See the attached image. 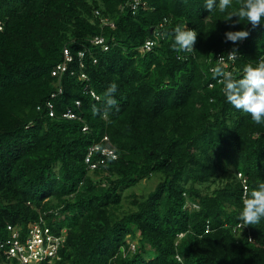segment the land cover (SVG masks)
<instances>
[{
	"label": "trees",
	"instance_id": "16d2710c",
	"mask_svg": "<svg viewBox=\"0 0 264 264\" xmlns=\"http://www.w3.org/2000/svg\"><path fill=\"white\" fill-rule=\"evenodd\" d=\"M140 2L0 0V246L9 226L24 242L43 217L68 230L54 264H264V220L234 232L264 182V124L227 102L213 71L234 48V79L264 60V25L226 21L242 0L224 13ZM177 25L197 31L192 52L173 50Z\"/></svg>",
	"mask_w": 264,
	"mask_h": 264
},
{
	"label": "clouds",
	"instance_id": "9594fccd",
	"mask_svg": "<svg viewBox=\"0 0 264 264\" xmlns=\"http://www.w3.org/2000/svg\"><path fill=\"white\" fill-rule=\"evenodd\" d=\"M231 3L232 0H204V7L209 10L210 13L213 10L224 13L230 8ZM227 14L228 19L226 21H231L233 27H235L236 24H239L241 20H244L247 22V25L250 24L252 28L255 29L261 25H264V0H242L238 11L228 12ZM233 17H238V19L233 20ZM249 34V31L245 30L228 31L225 33V43L232 42L233 44H235L238 41H243L249 36ZM172 36L174 37V43L172 44V48L174 51L182 53H190L193 51L194 45L197 40L196 30L188 29L187 25H177L172 33ZM106 48L108 47H105V50ZM236 52L237 50L234 48L230 54V58L231 55ZM223 65L224 61L223 59H220L219 64L213 69V71L218 77H223L220 82L223 84L222 92L226 97L227 102L231 104L235 109L250 114L252 120L257 125L264 124V60H259L254 64H246L243 67V75L240 79H234L231 72H225ZM61 91L62 90L60 89V92ZM116 91L117 85L115 83L111 84L108 87L105 93L107 97V105H116L117 102L114 98V94L116 93ZM105 115H107V113H105ZM95 164L98 165V168L99 163ZM88 166L92 171L97 169L92 168L91 164H88ZM44 220L46 221V227L50 229L52 236L55 239H60L61 244L58 249L59 259L55 260L56 262L61 260L60 252L67 241L68 230L64 228L60 233L57 234L49 225V222H47L46 219ZM238 220L245 226L256 225L264 220V182L256 184L251 192L247 195V198L243 199L242 208L239 212ZM34 223L36 222H31L29 226ZM238 225L234 229H236ZM234 232L237 233L238 230H234ZM11 235L13 236L12 232ZM179 237H182V235H180ZM19 239L20 238H18V240ZM251 239L250 241L252 242L253 239ZM2 250L3 249L0 247V253L2 252Z\"/></svg>",
	"mask_w": 264,
	"mask_h": 264
},
{
	"label": "built area",
	"instance_id": "2783aa9c",
	"mask_svg": "<svg viewBox=\"0 0 264 264\" xmlns=\"http://www.w3.org/2000/svg\"><path fill=\"white\" fill-rule=\"evenodd\" d=\"M140 0H136V3L133 6V10H137ZM0 29H2L0 27ZM157 36V35H156ZM160 36V35H159ZM158 36V37H159ZM96 43L103 44L104 39L98 38L95 40ZM158 40H149L145 47L142 49L143 52L151 51L154 46L157 45ZM108 48H106L107 50ZM230 53L227 54H219L217 56V61L220 62V59H223L224 65L223 68L225 72H231L232 75L235 72V62L237 59L236 54H232L230 58ZM67 60L71 61L68 52H65ZM83 55V54H82ZM67 70L66 65H62L58 68V73H63ZM223 79V77H222ZM221 80V79H220ZM219 80V82H220ZM97 98V97H96ZM73 117V116H71ZM99 147L93 148L89 153L86 161L88 164H91L92 168H97V164L91 162V157L95 151H99ZM102 153L104 155L112 156L116 158V155L113 151L108 149H103ZM241 177V175H239ZM243 227V224H239L235 230H238ZM9 230L12 231V239L13 241H9L6 245H1L0 247L9 246L10 250L5 251L7 260L12 258H16L20 264H53L55 260L58 258V249L60 246V239H55L50 229L46 227V221L43 217L34 224H31L27 230L26 240L24 242H20L18 238H20V230L13 228L12 226L8 227ZM252 240V239H251ZM3 249V248H2ZM0 264H5L2 260H0Z\"/></svg>",
	"mask_w": 264,
	"mask_h": 264
},
{
	"label": "rangeland",
	"instance_id": "374dc122",
	"mask_svg": "<svg viewBox=\"0 0 264 264\" xmlns=\"http://www.w3.org/2000/svg\"><path fill=\"white\" fill-rule=\"evenodd\" d=\"M146 184H147L146 181H144L143 186H146ZM138 186H140V185H138ZM141 188L145 190V188H143V187H138V188L136 187L134 190H135L136 193H141ZM151 188H152V187H151V184L148 183V186H147V192H148V191L150 192V189H151ZM146 195H147V194H146ZM127 204H128V203H127ZM127 204L125 203V207H126V208H129Z\"/></svg>",
	"mask_w": 264,
	"mask_h": 264
},
{
	"label": "bare ground",
	"instance_id": "6f19581e",
	"mask_svg": "<svg viewBox=\"0 0 264 264\" xmlns=\"http://www.w3.org/2000/svg\"><path fill=\"white\" fill-rule=\"evenodd\" d=\"M196 208V207H195ZM9 231H11V230H9ZM12 232V231H11ZM180 260V259H179ZM181 261V260H180Z\"/></svg>",
	"mask_w": 264,
	"mask_h": 264
}]
</instances>
